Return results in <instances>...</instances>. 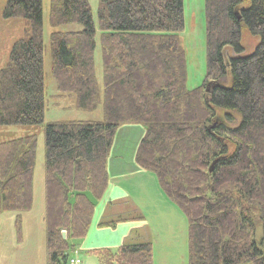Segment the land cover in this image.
<instances>
[{
    "label": "trees",
    "instance_id": "16d2710c",
    "mask_svg": "<svg viewBox=\"0 0 264 264\" xmlns=\"http://www.w3.org/2000/svg\"><path fill=\"white\" fill-rule=\"evenodd\" d=\"M204 9L206 72L198 87L187 89L179 43L183 0H99L100 85L88 0H49L56 88L75 96L79 109L100 105L102 119L44 124L42 0L6 1L2 18L22 19L24 35L0 68V213L17 212L18 220L33 208L37 149L34 134L1 135L43 127L47 264H67L73 241L87 235L125 123L144 125L134 161L154 174L186 217V264H264V0H204ZM73 25L79 29H58ZM243 29L259 36L254 51L225 57L227 47L241 52ZM227 76L230 86L219 81ZM234 114L239 120L232 125ZM106 205L108 212L123 203ZM130 208L135 214L118 212L98 226L145 220ZM88 252L100 264H153L147 239Z\"/></svg>",
    "mask_w": 264,
    "mask_h": 264
},
{
    "label": "rangeland",
    "instance_id": "374dc122",
    "mask_svg": "<svg viewBox=\"0 0 264 264\" xmlns=\"http://www.w3.org/2000/svg\"><path fill=\"white\" fill-rule=\"evenodd\" d=\"M7 0H0V68H2L8 58L10 48L14 41L22 38L24 35V21L22 19H3L2 11ZM92 20L95 26V51L94 64L95 74L98 83L101 85L102 69L99 46V26L97 21V9L99 0H88ZM42 18L43 30L42 39L44 45V91H45V109L43 123L72 120H101L102 108L100 105L91 110H82L76 107L75 96L65 97L56 89L55 82L51 76V54H50V34L55 28L50 25L49 18V0H42ZM183 19L184 24L179 32L180 47L185 55L186 67V87L193 89L198 87L206 72V34H205V9L204 0H183ZM60 30L79 29L77 25L59 27ZM259 42V36L251 34L243 29L240 36L241 52H235L227 47L224 50L225 57H242L251 54ZM225 86H230L231 80L227 76L219 80ZM100 93V90H99ZM73 99V100H72ZM220 117L223 118L225 111L218 110ZM235 121L230 123L237 124L239 117L234 114ZM219 117V116H218ZM17 128L15 132H8L1 135L2 138L18 137L26 134H34L37 141L36 160L34 169L35 180V204L30 210L22 212L17 220L14 211L0 213V264H47L45 251V226L43 222L44 214V196H43V162L44 146L43 127H24ZM129 131L127 132V130ZM123 131L120 134V131ZM144 125L138 123H125L119 126L115 135V143L111 147L108 167L111 172L124 174L131 170L126 168V164L134 158L136 145L140 139L141 133H144ZM11 131V130H9ZM121 159L126 164L123 166L116 161ZM111 160L115 162L112 163ZM134 162V159H133ZM123 170V171H122ZM133 173H139L132 176L135 179V189L141 191L140 199L132 200L121 199L125 205V210L121 216L133 215L134 210L130 208L129 201L137 204V215L144 217V226H139L134 230L137 237L147 239L152 242L153 264H186L188 258L187 252V220L181 210L166 197L159 187L154 174L142 171L138 166ZM122 171V172H121ZM117 175V174H116ZM106 193V192H105ZM105 196V195H103ZM121 198V197H120ZM107 201V200H106ZM102 201V205L106 202ZM125 201V202H124ZM108 202V201H107ZM106 202V203H107ZM106 204L104 214L107 215ZM113 205L108 209L109 216H115L123 207ZM99 210L98 202L95 205L94 214L90 226L94 224V219ZM95 228H93L94 230ZM65 233L64 229L61 234ZM95 233V232H94ZM114 239L112 234L101 235L94 234L87 239L88 244L102 242L110 243ZM77 248L85 243V238L73 241ZM75 248V250H76ZM85 250L82 253H75L81 264H100L94 253ZM74 255V254H73Z\"/></svg>",
    "mask_w": 264,
    "mask_h": 264
},
{
    "label": "crops",
    "instance_id": "0c3cea01",
    "mask_svg": "<svg viewBox=\"0 0 264 264\" xmlns=\"http://www.w3.org/2000/svg\"><path fill=\"white\" fill-rule=\"evenodd\" d=\"M63 95L65 97H67L66 95H68L69 97L72 96V98H73V95H71L69 93H65ZM76 107H77V105H76ZM123 131L124 130L120 131L119 133L122 134ZM128 131H129V129L127 130V132ZM142 136H143V134L141 133L140 139L142 138ZM140 139H139V141H140ZM115 140L116 139L114 138L113 144L115 143ZM136 147H137V145H136ZM109 156H110V154H109ZM108 159H110V158L108 157ZM133 159L134 158L132 157V159L129 161L128 164H126L121 159H118L116 161L117 164H120L122 166L124 164H126V168L131 170V171L126 172L124 174H122V173L119 174V172H117V173L111 172L109 167H108V161L109 160L107 161V168H108V171L111 175V180H110L109 186L107 188V191L105 193L104 198L98 203L99 210L95 216L94 224L92 225L93 226L92 229L90 230V228H89L87 235L84 237L85 243L84 244L82 243L77 248L75 247L76 250L73 252L74 254L75 253H77V254L82 253L84 251V249L85 250H93V249L104 248V247L114 249L115 247H117L121 244L135 243V242H139V241H141V239H143V238L137 237L136 233H134V230L137 231L139 226H144L145 221L119 222L112 228L111 227L100 228L98 226V223L101 221V219L110 217L108 215V212H107V215L104 214L105 204H107L109 201H115V200H121V199H129V200L131 199V201H132V200H137V199L139 200L141 198L139 196L141 191H138V189L136 191V189H135V185L137 184L135 179H131L132 176L139 174V173H133L132 172V171H136L135 168L137 167V164L135 163V161L133 162ZM111 162L114 163L115 161L111 160ZM128 173H131L132 176L127 177L128 175H131ZM34 200H36L35 197H34ZM103 200H105V201L107 200L108 202L106 201L107 203L105 202L104 205H102ZM131 201H129L131 203L130 206L137 208L136 207L137 204L132 203ZM34 204H35V202H34ZM33 207H34V205H33ZM120 207H123V209H121L120 212L126 211L124 204L121 205ZM93 228H95V229L93 230ZM94 232L96 234L100 233V236L101 235H103V236L107 235L108 236V234H112L114 239L112 242H110L108 244L105 242L104 243L98 242V244H96V243L88 244L89 241H87V239L90 238V236H94V234H95Z\"/></svg>",
    "mask_w": 264,
    "mask_h": 264
},
{
    "label": "built area",
    "instance_id": "2783aa9c",
    "mask_svg": "<svg viewBox=\"0 0 264 264\" xmlns=\"http://www.w3.org/2000/svg\"><path fill=\"white\" fill-rule=\"evenodd\" d=\"M67 264H81V260L77 255H72L68 258Z\"/></svg>",
    "mask_w": 264,
    "mask_h": 264
},
{
    "label": "water",
    "instance_id": "95a60500",
    "mask_svg": "<svg viewBox=\"0 0 264 264\" xmlns=\"http://www.w3.org/2000/svg\"><path fill=\"white\" fill-rule=\"evenodd\" d=\"M209 170H210V171L212 170V165H211V167H210ZM65 237H66V236H65V233H62V238L65 239Z\"/></svg>",
    "mask_w": 264,
    "mask_h": 264
}]
</instances>
